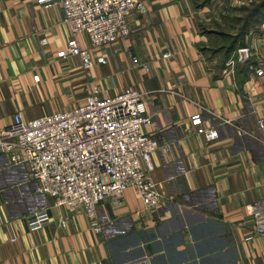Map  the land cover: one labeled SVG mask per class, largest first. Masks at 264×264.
<instances>
[{
    "label": "crops",
    "instance_id": "obj_1",
    "mask_svg": "<svg viewBox=\"0 0 264 264\" xmlns=\"http://www.w3.org/2000/svg\"><path fill=\"white\" fill-rule=\"evenodd\" d=\"M61 18L59 0H0V128L16 112L29 119L82 103L93 85L100 94L137 88L151 117L142 131L169 144L152 153L165 200L147 210L128 187L97 205V231L81 207L53 205L26 165L0 152V264H264L250 215L264 198V0H137L127 37L93 46L77 35L94 60L86 69L57 55L68 38ZM241 47L250 53L236 60ZM196 111L217 138L195 131ZM42 208L48 222L30 230Z\"/></svg>",
    "mask_w": 264,
    "mask_h": 264
},
{
    "label": "built area",
    "instance_id": "obj_2",
    "mask_svg": "<svg viewBox=\"0 0 264 264\" xmlns=\"http://www.w3.org/2000/svg\"><path fill=\"white\" fill-rule=\"evenodd\" d=\"M137 0H59L61 23L68 31L64 48L58 56H77L83 68L94 60L86 47L79 45L77 35H87L91 45L101 46L128 36L127 18ZM248 47L237 49L236 60L248 57ZM133 63L139 58L131 54ZM105 62V60H102ZM234 58L228 59L232 64ZM148 68L147 63H142ZM257 75L262 68H256ZM34 78L37 80L38 75ZM93 85L82 103L34 118H23L19 112L0 128V152L14 164L26 165L35 191L52 198V204L68 210L81 207L95 230L98 224L97 205L105 198L120 196L133 187L143 208L156 209L165 196L153 178L152 153L168 150L169 144L142 131L151 117L145 112L143 93L126 87L115 94H100ZM219 122L232 124L242 134L253 133L236 123L234 118L219 116ZM189 123L205 139L218 136L215 125H203L202 114L193 112ZM264 125V118L259 119ZM255 232L264 234V198L250 211ZM47 209L33 211L28 217L30 230L44 226L49 220ZM65 223V217L61 224ZM13 236L11 239H14Z\"/></svg>",
    "mask_w": 264,
    "mask_h": 264
},
{
    "label": "rangeland",
    "instance_id": "obj_3",
    "mask_svg": "<svg viewBox=\"0 0 264 264\" xmlns=\"http://www.w3.org/2000/svg\"><path fill=\"white\" fill-rule=\"evenodd\" d=\"M247 6V4H245ZM243 15V14H242Z\"/></svg>",
    "mask_w": 264,
    "mask_h": 264
}]
</instances>
